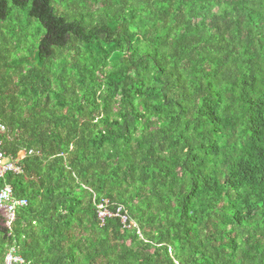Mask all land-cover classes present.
Masks as SVG:
<instances>
[{
    "label": "trees",
    "instance_id": "1",
    "mask_svg": "<svg viewBox=\"0 0 264 264\" xmlns=\"http://www.w3.org/2000/svg\"><path fill=\"white\" fill-rule=\"evenodd\" d=\"M0 140L3 259L264 264V0H0Z\"/></svg>",
    "mask_w": 264,
    "mask_h": 264
},
{
    "label": "built area",
    "instance_id": "2",
    "mask_svg": "<svg viewBox=\"0 0 264 264\" xmlns=\"http://www.w3.org/2000/svg\"><path fill=\"white\" fill-rule=\"evenodd\" d=\"M26 154L15 157L7 154L3 150V141L0 140V178H5L9 174L21 175L24 170L22 167V159ZM28 204L26 199H19L15 196L14 189L11 185H7L0 192V211L4 212L6 223L10 227L16 220L17 212ZM100 216H106L105 212H101ZM22 262L20 256L15 255V251H11L6 259V264H17Z\"/></svg>",
    "mask_w": 264,
    "mask_h": 264
},
{
    "label": "flooded vegetation",
    "instance_id": "3",
    "mask_svg": "<svg viewBox=\"0 0 264 264\" xmlns=\"http://www.w3.org/2000/svg\"><path fill=\"white\" fill-rule=\"evenodd\" d=\"M6 228H8V225L6 223V218L4 212L0 211V264H6V259H3V250H4V243L2 242L3 236L5 234Z\"/></svg>",
    "mask_w": 264,
    "mask_h": 264
}]
</instances>
